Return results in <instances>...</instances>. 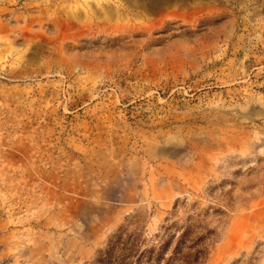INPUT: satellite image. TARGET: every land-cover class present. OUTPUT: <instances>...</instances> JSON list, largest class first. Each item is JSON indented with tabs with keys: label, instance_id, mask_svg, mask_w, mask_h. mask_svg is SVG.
<instances>
[{
	"label": "rangeland",
	"instance_id": "1",
	"mask_svg": "<svg viewBox=\"0 0 264 264\" xmlns=\"http://www.w3.org/2000/svg\"><path fill=\"white\" fill-rule=\"evenodd\" d=\"M228 192L203 264H264V0H0V264H96Z\"/></svg>",
	"mask_w": 264,
	"mask_h": 264
},
{
	"label": "trees",
	"instance_id": "2",
	"mask_svg": "<svg viewBox=\"0 0 264 264\" xmlns=\"http://www.w3.org/2000/svg\"><path fill=\"white\" fill-rule=\"evenodd\" d=\"M223 197L225 203L220 207L200 209L199 203L194 204L192 213L182 222L166 219L151 244L136 234L124 239L121 234L114 236L96 264H203L219 238L218 229L224 225L226 210L231 206L230 193Z\"/></svg>",
	"mask_w": 264,
	"mask_h": 264
}]
</instances>
